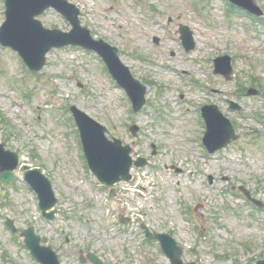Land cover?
<instances>
[{
    "label": "rangeland",
    "instance_id": "374dc122",
    "mask_svg": "<svg viewBox=\"0 0 264 264\" xmlns=\"http://www.w3.org/2000/svg\"><path fill=\"white\" fill-rule=\"evenodd\" d=\"M69 1L81 10L82 24L116 46L134 77L147 85V104L134 113L125 91L93 53L52 50L35 74L0 46V141L23 165L40 169L59 199L54 220L47 221L23 169L13 185H0L6 192L0 206V264H38L20 236L29 227L58 252L62 264H81L79 257L90 252L102 264H170L159 244L145 239L141 224L171 235L186 262L264 259V207L241 190L264 205V17L229 13L226 0ZM257 1L264 10V0ZM4 20L0 0V26ZM40 20L47 28L70 30L54 10ZM180 25L193 32L196 47L190 53L182 46ZM222 55L232 58L229 81L213 73V61ZM240 85L261 94L241 95ZM229 102L241 110L232 111ZM210 104L240 135L212 155L202 143L200 114ZM72 105L124 143L137 140L135 157L148 161L112 198L87 168ZM132 124L140 127L137 139L129 132ZM120 217L130 221L121 224ZM7 218L14 220L17 234L5 227Z\"/></svg>",
    "mask_w": 264,
    "mask_h": 264
},
{
    "label": "water",
    "instance_id": "95a60500",
    "mask_svg": "<svg viewBox=\"0 0 264 264\" xmlns=\"http://www.w3.org/2000/svg\"><path fill=\"white\" fill-rule=\"evenodd\" d=\"M230 1L256 15L263 14L255 0ZM6 7L7 20L0 28V41L4 46H10L17 50L31 70H42L46 64V55L53 48H62L68 45L82 46L88 50L96 51L105 60L114 78L127 89L133 100L135 111L137 112L143 107L147 88L133 78L130 70L119 59L116 48L111 47L103 40L96 41L86 28L81 27L78 18L79 10L74 5L67 0H6ZM50 7L61 12L70 21L73 26L71 32L48 30L43 27L40 21L35 19ZM180 32L186 50H192L195 47L192 32L184 26H181ZM230 62L231 59L228 56L218 58L215 73L225 75L227 80L231 79L232 67ZM249 93L258 94L254 90ZM71 111L81 133L91 172L101 183L107 185H114L121 179L131 180L129 173L132 165L130 147H123L121 141L116 139L114 142L109 141L105 137L106 129L78 108L72 107ZM203 115L208 125L204 141L210 153L223 149L232 141L239 139L231 122L222 115L218 107H204ZM133 131L136 134L137 129L133 128ZM144 163L143 159L139 160L136 166H143ZM19 164V156L7 151L5 144H0V172H6L0 177V184L11 185L14 183L13 171L18 168ZM25 180L38 194L39 207L43 217L52 220L55 213L51 210L56 206L57 199L49 180L38 170L26 173ZM247 195L251 198L248 193ZM4 196V192H1L0 203ZM6 225L13 232L17 231L12 220L8 219ZM146 234L150 239L160 240L171 264H196L194 262L184 263L183 251L171 237L167 235L153 237L147 229ZM22 236L25 237L26 247L41 264H60L59 257L52 248L41 245V239L35 234L33 228L24 231ZM89 258L93 263L99 264L95 256L89 255ZM255 264H264V260L257 261Z\"/></svg>",
    "mask_w": 264,
    "mask_h": 264
}]
</instances>
